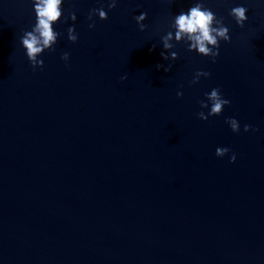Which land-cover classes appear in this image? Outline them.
Instances as JSON below:
<instances>
[{
	"label": "water",
	"instance_id": "obj_1",
	"mask_svg": "<svg viewBox=\"0 0 264 264\" xmlns=\"http://www.w3.org/2000/svg\"><path fill=\"white\" fill-rule=\"evenodd\" d=\"M196 3L229 29L215 63L174 39ZM108 4L63 0L33 70L34 0H0V264H264V0ZM99 8L108 19L90 21ZM198 71L211 75L192 84ZM214 88L230 104L202 121Z\"/></svg>",
	"mask_w": 264,
	"mask_h": 264
},
{
	"label": "clouds",
	"instance_id": "obj_2",
	"mask_svg": "<svg viewBox=\"0 0 264 264\" xmlns=\"http://www.w3.org/2000/svg\"><path fill=\"white\" fill-rule=\"evenodd\" d=\"M117 0H109V10L116 7ZM63 0H34V12L36 14V23L31 31L24 33L21 38V44L26 51L27 59L30 61L33 70L37 67L43 68L44 61L38 59L46 50H53V46L57 42L59 33L55 32L53 25L60 21L62 16L61 6ZM247 9L242 6L232 8L230 15L234 18L236 24L243 27L248 17L246 15ZM99 16L101 21L107 20V13L103 8L93 9L88 14V19L91 21L93 16ZM147 18V13H141L135 17L136 23L139 26V30L143 32L146 25L143 21ZM70 19L75 22L76 15L70 13ZM215 25V26H214ZM95 22L89 24V28H94ZM172 28L175 30L174 39L176 43L186 42L189 44V51H196L199 55L204 57H210L212 62H216V58L219 56L220 41L230 42L229 29L224 26L223 19H217L214 13L204 7L203 3H196L187 12H181L174 17V23ZM68 40L72 43L77 42V35L75 34V28L69 27L67 29ZM173 32H168L167 35L162 37L163 49L170 51L173 49ZM155 48V45H153ZM161 56L164 60L175 61L178 59L177 53L171 51L170 57L165 55V52H161ZM62 60L67 61L69 54L64 53L61 57ZM158 69L163 65H157ZM171 70V66L164 68L165 72ZM211 74L209 72L198 71L195 73V77L192 80V84L199 83L200 77L208 78ZM127 76L122 77V80H126ZM183 93L178 92L177 97H182ZM208 103L200 102L201 109L210 107V111L205 114L203 111L197 113V116L202 121H207L209 117L219 116L222 114L225 106L230 104V101L223 98L220 89L214 88L209 94H206ZM229 124L231 130L234 133H239L240 125L238 121L231 118L226 121ZM250 130L249 125L244 126V131ZM229 153L228 148H217L216 156L224 157ZM236 160L235 154L230 157V162L234 163Z\"/></svg>",
	"mask_w": 264,
	"mask_h": 264
}]
</instances>
